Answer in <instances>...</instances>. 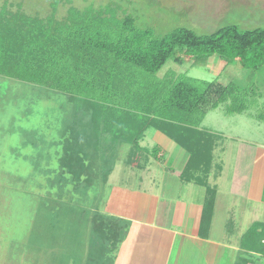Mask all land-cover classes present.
<instances>
[{
    "label": "rangeland",
    "instance_id": "374dc122",
    "mask_svg": "<svg viewBox=\"0 0 264 264\" xmlns=\"http://www.w3.org/2000/svg\"><path fill=\"white\" fill-rule=\"evenodd\" d=\"M8 1L15 3L13 8L22 3L28 13L41 17L56 14L62 18L70 7L108 8L109 15L118 19L132 15L131 26L149 30L154 38L178 27L192 28L199 34L232 24L242 29L264 27V0ZM4 2L0 0V6ZM180 56L182 62L169 59L157 76L172 71L176 76L187 74L224 85L231 80L250 85L254 81L258 95L261 93L256 97V106L242 113H229L223 104L210 110L202 122L203 128L218 136L212 174H219L223 163H227L226 150L236 151L244 144L242 149L247 155L243 159H253L249 154L254 149L252 144L264 149V120L257 117L264 110V72L243 68L240 57L228 63L214 54L205 64H197L194 55ZM81 106L63 93L0 75V264H122L120 258L115 262L117 244L133 222L108 211L132 213L142 203L139 192L129 198L122 184L111 187L108 182L111 174L126 182L130 172L124 170L122 178L120 172L131 164V145L114 142L106 135L95 139L90 110ZM157 131L152 128L149 135ZM70 143L72 151L68 149ZM231 162L234 165V159ZM164 165L172 166L169 161ZM157 173L160 182L162 173ZM199 175H203L201 171ZM213 177L207 181L217 188ZM134 180L138 182L136 177ZM227 189L220 193L218 207L224 208L211 231L224 243L238 244V234L248 229L257 214L228 215V206L224 205ZM149 192L153 207L161 212L170 208V202L159 197V189ZM111 194L116 195V201ZM231 217L234 225L229 227L227 219ZM258 258L256 264H264V255Z\"/></svg>",
    "mask_w": 264,
    "mask_h": 264
},
{
    "label": "trees",
    "instance_id": "16d2710c",
    "mask_svg": "<svg viewBox=\"0 0 264 264\" xmlns=\"http://www.w3.org/2000/svg\"><path fill=\"white\" fill-rule=\"evenodd\" d=\"M14 4L5 0L0 6V75L80 103L90 110L92 136L99 140L106 135L131 145L132 157L141 149L148 128L168 135L190 154L182 179L207 189L200 227L207 235L217 192L207 178L218 136L202 122L223 104L229 113L256 106L258 92L254 81L250 85L231 80L224 85L172 71L162 77L157 73L171 58L182 62L180 54L194 55L197 64H205L214 54L228 63L240 57L243 68L264 72V27L242 29L232 24L210 34L178 27L154 38L149 30L131 26L132 15L118 19L108 8L70 7L60 18L30 14L22 3L16 8ZM257 117L264 120V110ZM242 246L264 255L263 222L246 231ZM247 263L246 259L238 264Z\"/></svg>",
    "mask_w": 264,
    "mask_h": 264
},
{
    "label": "crops",
    "instance_id": "0c3cea01",
    "mask_svg": "<svg viewBox=\"0 0 264 264\" xmlns=\"http://www.w3.org/2000/svg\"><path fill=\"white\" fill-rule=\"evenodd\" d=\"M152 128L154 127L148 128L140 140L141 149L136 152L135 157L130 155L131 164L125 165L120 172L121 178L124 170L130 172L126 182L112 177L113 174L108 182L111 187L122 184V189L126 190L129 198L139 192L142 203L137 209H132V213L120 210L108 211L110 215H117L116 217L133 222L128 231H125L123 240L118 242L119 245L117 244L115 262L120 258L122 264H238L247 259V264H256L262 254L245 249L242 246V238L255 222L264 223V149H257V144H252L255 151L253 149L249 152L250 159L253 158L250 161L243 159L247 155L242 149L245 148L244 144L236 151L226 150L229 153L227 163H223V167L218 170L217 173H220L215 176L212 174L214 170H210L208 179L211 181V175L217 179V192L208 234L202 235L200 227L207 189L195 180L181 179V173L190 154L158 129L157 132L149 135ZM124 145L129 144L124 143ZM151 149H156V155H152ZM142 157L144 159L141 163ZM232 158L234 165L231 162ZM167 161L172 166L164 168V163ZM157 170L162 173L160 182H157ZM228 181L227 189L225 186ZM208 184L211 186L209 182ZM151 189H159V197L161 196L164 202L169 201L170 208L161 212L153 207L155 203L152 193L149 192ZM226 189L228 198L224 205L228 206V215H235L237 212L245 217L248 212L257 214L242 235L238 232V244L224 243L216 239L211 231L220 209L224 208V206L218 207V203L220 193L225 192ZM111 196L116 201V195L111 194ZM154 197L158 196L154 195ZM233 220L232 217L227 219L229 227L234 225ZM235 231L236 229L232 233L234 234ZM240 253L243 255L238 260L236 258Z\"/></svg>",
    "mask_w": 264,
    "mask_h": 264
}]
</instances>
